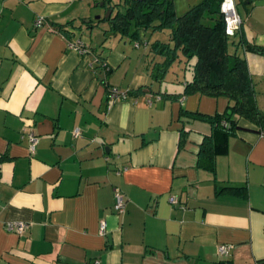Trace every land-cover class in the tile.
Wrapping results in <instances>:
<instances>
[{"label":"crops","instance_id":"0c3cea01","mask_svg":"<svg viewBox=\"0 0 264 264\" xmlns=\"http://www.w3.org/2000/svg\"><path fill=\"white\" fill-rule=\"evenodd\" d=\"M109 1L122 0H0V264H264V131L241 118L215 173L198 166L211 125L180 110L222 113L229 100L179 95L190 72L167 78L174 62L157 77L151 45L171 41L156 30L105 36L94 21ZM172 1L182 14L202 0ZM234 2L242 24L228 51L246 59L264 112V0ZM226 184L247 196L218 193Z\"/></svg>","mask_w":264,"mask_h":264},{"label":"trees","instance_id":"16d2710c","mask_svg":"<svg viewBox=\"0 0 264 264\" xmlns=\"http://www.w3.org/2000/svg\"><path fill=\"white\" fill-rule=\"evenodd\" d=\"M220 2L202 0L184 13L177 14L172 0H122L111 4L109 1L108 4L104 2L103 6L107 4L113 12L104 19L101 17L94 21V24L102 20L107 22L105 36L118 34L135 42L141 41L142 33L146 30L167 29L171 44L154 41L151 45V50L162 57L160 65L156 67L159 72L157 77L163 76L180 52L185 58L184 66L190 72V78L179 95L199 93L229 100L222 113L208 115L189 112L184 108L180 110L182 117L204 120L211 125V133L203 137L199 146L197 164L212 173H215L216 156L224 151L227 137L240 127L241 118L264 131V112L256 103L255 86L246 59L228 51L237 33L233 37L226 35ZM65 25L59 24L58 28L63 30ZM87 25L91 26V23ZM238 44L248 50L259 51L258 47L241 38ZM102 59L98 57L99 62ZM185 138L186 133L181 129L180 144ZM217 192L247 196L246 185H220Z\"/></svg>","mask_w":264,"mask_h":264},{"label":"built area","instance_id":"2783aa9c","mask_svg":"<svg viewBox=\"0 0 264 264\" xmlns=\"http://www.w3.org/2000/svg\"><path fill=\"white\" fill-rule=\"evenodd\" d=\"M220 12L222 13L223 20H224V27H225V33L228 36H234L241 27L242 19L239 15L234 0H221L220 2ZM42 18H38L36 20V24L40 23ZM70 47H75L74 44H70ZM111 94L114 97L118 96V91L114 88L111 89ZM75 134H77V130L74 131ZM26 137L28 140V149L30 153H33L35 151L36 143H37V136L34 134L33 131H29L26 133ZM114 210L118 213H121L125 209V198L124 196L119 192L116 191L114 194ZM169 202L173 205H180L176 197L170 196ZM6 229L8 231H12L17 234H22L26 229H28L29 224L21 221H10L6 223ZM106 230V221L101 220L99 223V233L101 235L105 234ZM228 246L227 245H220L218 248V251L221 255H225L227 253Z\"/></svg>","mask_w":264,"mask_h":264},{"label":"rangeland","instance_id":"374dc122","mask_svg":"<svg viewBox=\"0 0 264 264\" xmlns=\"http://www.w3.org/2000/svg\"><path fill=\"white\" fill-rule=\"evenodd\" d=\"M103 16H105L106 14L104 13V14H102ZM104 28V27H107V22L106 21H102L101 23H100V28H98V29H101L100 31H102V28ZM150 32H148V34H147V36L146 37H148L149 36V34L152 32L151 30H149ZM156 34H157V36L159 37V38H163V40L164 41H166V40H168V38H169V32H168V30L167 29H164V30H156ZM142 39H143V41L145 40L143 37H142ZM143 44V43H142ZM131 45L132 46H134V43H131ZM141 46H144V44L143 45H141ZM180 57H182L183 59H181V61H179V57L174 61V63H173V65L171 66V68H170V70L169 71H167V78L168 77H170L171 75H173V72L172 71H175L176 73H178V76H179V78H182V76L183 75H188L189 74V71L188 70H185L184 69V64H183V61H184V56H180ZM172 69V70H171Z\"/></svg>","mask_w":264,"mask_h":264},{"label":"water","instance_id":"95a60500","mask_svg":"<svg viewBox=\"0 0 264 264\" xmlns=\"http://www.w3.org/2000/svg\"><path fill=\"white\" fill-rule=\"evenodd\" d=\"M111 11H107V14L105 16L110 15ZM96 18H100V16H97Z\"/></svg>","mask_w":264,"mask_h":264}]
</instances>
